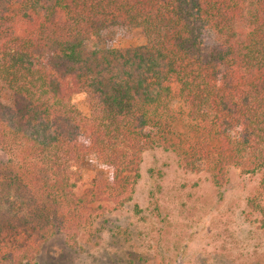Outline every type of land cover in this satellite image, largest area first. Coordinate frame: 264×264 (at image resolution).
Here are the masks:
<instances>
[{"label":"trees","instance_id":"trees-1","mask_svg":"<svg viewBox=\"0 0 264 264\" xmlns=\"http://www.w3.org/2000/svg\"><path fill=\"white\" fill-rule=\"evenodd\" d=\"M157 147L218 186L258 174L264 195V0H0V264L130 201Z\"/></svg>","mask_w":264,"mask_h":264},{"label":"rangeland","instance_id":"rangeland-1","mask_svg":"<svg viewBox=\"0 0 264 264\" xmlns=\"http://www.w3.org/2000/svg\"><path fill=\"white\" fill-rule=\"evenodd\" d=\"M111 39L118 48L143 43L124 30ZM87 104L83 94L72 97L84 115ZM140 158L130 201L95 208L75 235L50 237L36 250V264H264V227L250 206L251 200L264 203L260 175L232 167L218 186L207 172L185 169L163 148L146 150ZM5 159L0 150V163ZM92 166H85V175ZM77 187L81 191L83 181Z\"/></svg>","mask_w":264,"mask_h":264}]
</instances>
